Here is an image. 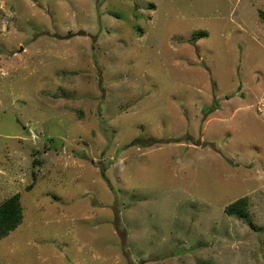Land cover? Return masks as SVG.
Instances as JSON below:
<instances>
[{"label": "rangeland", "instance_id": "374dc122", "mask_svg": "<svg viewBox=\"0 0 264 264\" xmlns=\"http://www.w3.org/2000/svg\"><path fill=\"white\" fill-rule=\"evenodd\" d=\"M16 194L0 264H264V0H0Z\"/></svg>", "mask_w": 264, "mask_h": 264}, {"label": "trees", "instance_id": "16d2710c", "mask_svg": "<svg viewBox=\"0 0 264 264\" xmlns=\"http://www.w3.org/2000/svg\"><path fill=\"white\" fill-rule=\"evenodd\" d=\"M213 111V110H212ZM248 200L246 197L241 198L225 208L229 216L246 218ZM22 222V208L20 195L16 194L0 205V239L8 236Z\"/></svg>", "mask_w": 264, "mask_h": 264}, {"label": "water", "instance_id": "95a60500", "mask_svg": "<svg viewBox=\"0 0 264 264\" xmlns=\"http://www.w3.org/2000/svg\"><path fill=\"white\" fill-rule=\"evenodd\" d=\"M23 49H21V51H22Z\"/></svg>", "mask_w": 264, "mask_h": 264}]
</instances>
